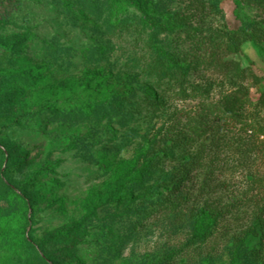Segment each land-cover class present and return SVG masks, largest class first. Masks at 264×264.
Segmentation results:
<instances>
[{
	"label": "rangeland",
	"instance_id": "374dc122",
	"mask_svg": "<svg viewBox=\"0 0 264 264\" xmlns=\"http://www.w3.org/2000/svg\"><path fill=\"white\" fill-rule=\"evenodd\" d=\"M118 3L0 0V264H264V0Z\"/></svg>",
	"mask_w": 264,
	"mask_h": 264
},
{
	"label": "trees",
	"instance_id": "16d2710c",
	"mask_svg": "<svg viewBox=\"0 0 264 264\" xmlns=\"http://www.w3.org/2000/svg\"><path fill=\"white\" fill-rule=\"evenodd\" d=\"M118 4L120 5L121 0H118ZM237 4H240V0H236ZM122 7V5H121ZM120 7V8H121ZM120 15V14H119ZM117 16L116 19L119 21L121 19V16ZM203 112L211 113L212 115H215L214 122H216L220 127L223 128H235L236 126H240V128L246 132H250L251 135L256 134V131H254V127L250 124L246 123L245 121L238 119L230 114H228L221 106L218 105H203ZM194 162H191L188 164V167L192 166ZM168 191V189H167ZM162 196V194H161Z\"/></svg>",
	"mask_w": 264,
	"mask_h": 264
}]
</instances>
